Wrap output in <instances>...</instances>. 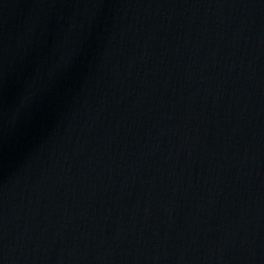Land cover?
Wrapping results in <instances>:
<instances>
[{
  "label": "water",
  "instance_id": "95a60500",
  "mask_svg": "<svg viewBox=\"0 0 264 264\" xmlns=\"http://www.w3.org/2000/svg\"><path fill=\"white\" fill-rule=\"evenodd\" d=\"M0 264H264V0H0Z\"/></svg>",
  "mask_w": 264,
  "mask_h": 264
},
{
  "label": "clouds",
  "instance_id": "9594fccd",
  "mask_svg": "<svg viewBox=\"0 0 264 264\" xmlns=\"http://www.w3.org/2000/svg\"><path fill=\"white\" fill-rule=\"evenodd\" d=\"M23 100L21 101V104H23ZM16 114H17V110L16 109H13V111L10 113L9 115V119H15L16 117Z\"/></svg>",
  "mask_w": 264,
  "mask_h": 264
}]
</instances>
